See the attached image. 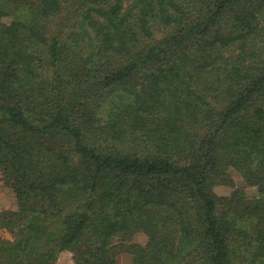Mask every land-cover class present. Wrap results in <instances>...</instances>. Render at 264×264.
<instances>
[{"label": "trees", "instance_id": "obj_1", "mask_svg": "<svg viewBox=\"0 0 264 264\" xmlns=\"http://www.w3.org/2000/svg\"><path fill=\"white\" fill-rule=\"evenodd\" d=\"M0 173V264H264V0H0Z\"/></svg>", "mask_w": 264, "mask_h": 264}, {"label": "rangeland", "instance_id": "obj_2", "mask_svg": "<svg viewBox=\"0 0 264 264\" xmlns=\"http://www.w3.org/2000/svg\"><path fill=\"white\" fill-rule=\"evenodd\" d=\"M232 173L236 179V184L240 187L241 186L246 187L247 194H249L250 196H254L258 193L256 188L246 186V183L244 182L242 176L238 172L233 170ZM232 190L233 188L227 185H219L216 187V192L220 195H229ZM15 203H16L15 195L9 187L3 184L0 173V209L11 208L15 205ZM1 234L2 231L0 230V235ZM136 239L144 242L146 240V237L137 235ZM56 264H76V263L72 258L71 252H63L60 255V258Z\"/></svg>", "mask_w": 264, "mask_h": 264}]
</instances>
